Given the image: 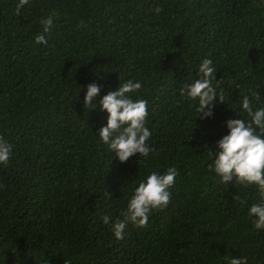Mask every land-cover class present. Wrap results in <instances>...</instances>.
Listing matches in <instances>:
<instances>
[{
    "label": "trees",
    "instance_id": "16d2710c",
    "mask_svg": "<svg viewBox=\"0 0 264 264\" xmlns=\"http://www.w3.org/2000/svg\"><path fill=\"white\" fill-rule=\"evenodd\" d=\"M17 3L0 0V138L13 152L0 164V264H264V229L248 216L264 203L257 187L208 171L225 122L250 120L242 94L264 108L261 0H29L19 16ZM205 58L224 100L200 119L179 91ZM128 80L141 83L131 98L147 101L153 151L120 163L99 141L98 105ZM92 83L95 109L83 103ZM169 167L170 203L116 240L134 189Z\"/></svg>",
    "mask_w": 264,
    "mask_h": 264
},
{
    "label": "clouds",
    "instance_id": "9594fccd",
    "mask_svg": "<svg viewBox=\"0 0 264 264\" xmlns=\"http://www.w3.org/2000/svg\"><path fill=\"white\" fill-rule=\"evenodd\" d=\"M29 4V0H18L14 14L19 16L21 9ZM264 6V0L255 5ZM163 9L156 7L154 12L159 14ZM52 16L41 20L42 34L35 37L36 44H46V33L52 27ZM215 67L211 59H203L198 66V78L192 83H186L179 94L187 100L196 103V112L200 119L210 118L213 114V101L223 103V95L216 92L213 86ZM219 84V81H217ZM141 88L140 82H127L119 85L114 91L108 92L99 100V109L107 114L106 126L99 129V141L113 153L114 159L125 163L133 156L147 158L153 149L147 144L151 132L146 126L148 116L147 101L133 100L131 95ZM100 87L95 83L87 85L84 96L85 108L95 109V103ZM259 100L258 93L253 94ZM241 113H246L250 120L229 119L225 122L228 134L217 141L215 151L209 150V158L213 162L208 165V171L214 172L220 183L226 185L235 180L236 184L255 185L264 200V108L254 109L253 101L248 95H243L240 101ZM237 115V114H236ZM238 116V115H237ZM259 130V131H257ZM12 145L0 138V164L7 165L12 156ZM178 171L169 167L163 174L152 172L138 187L127 203L121 215L123 220H116L111 230L116 240L123 239L127 224L136 228H146L149 216L153 212L164 210L171 200V189ZM243 203V201L241 202ZM248 216L252 217L255 229H264V203L250 206ZM111 217H102L105 225ZM228 264H248L247 258H231Z\"/></svg>",
    "mask_w": 264,
    "mask_h": 264
}]
</instances>
